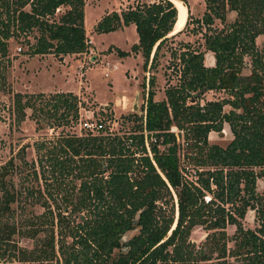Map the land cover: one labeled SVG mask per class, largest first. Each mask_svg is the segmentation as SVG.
Returning <instances> with one entry per match:
<instances>
[{"label":"trees","instance_id":"16d2710c","mask_svg":"<svg viewBox=\"0 0 264 264\" xmlns=\"http://www.w3.org/2000/svg\"><path fill=\"white\" fill-rule=\"evenodd\" d=\"M179 1L187 8L185 25L189 8L186 0ZM203 1L192 29L205 26L202 44L213 63L206 65L203 51L186 42L170 47L175 81L155 99L154 76H148L143 108L123 114L134 121L129 131L82 130L35 139L36 158L24 176L41 179L44 195L31 184L22 190L14 184L15 168L28 165L22 148L0 164V258L12 234L38 232L7 222L20 196L31 199L23 206L42 205V222L56 227L55 240L49 230L31 248L12 244L6 264L14 259L17 264H264V188H255L256 179H264V0ZM83 5L84 0H0V56L7 55L9 39L20 35L28 55L52 53L61 60L85 51ZM227 11L234 12L230 21H225ZM175 17L171 0L136 1L105 11L92 29L133 24L136 42L130 50L115 48L116 53L139 51L148 70L157 66L167 37L183 29L172 33ZM215 18L220 28H211ZM30 33L33 41L24 38ZM258 35L263 36L259 48ZM244 55L250 58L247 73L241 71ZM209 89L226 96L200 102ZM43 97L42 92L13 93L15 118L29 107L37 125L77 120L75 93ZM223 122L230 139L224 145L209 142L208 132L219 131ZM247 209H253V227L242 223ZM196 225L205 232L199 244L189 239ZM227 225L233 226L230 234Z\"/></svg>","mask_w":264,"mask_h":264},{"label":"rangeland","instance_id":"374dc122","mask_svg":"<svg viewBox=\"0 0 264 264\" xmlns=\"http://www.w3.org/2000/svg\"><path fill=\"white\" fill-rule=\"evenodd\" d=\"M136 1L144 0H84L83 24L86 33L85 37H89L91 43L87 44L88 49L85 51L75 55L65 54L62 60L30 58L31 55L24 53L26 43L23 36L20 35L19 38L9 39L7 55L0 56V164L10 155H14L16 151L21 154L22 148L24 159L28 165L24 166L25 169L15 168L12 174L14 184L20 190H22V186H29L31 184L34 188H39L41 194H45L43 189L44 183L41 179L36 180L31 175L24 176L26 171L30 172L29 161L36 158L32 142L35 139L51 137L57 133L78 131V125L76 121L56 126L40 121L37 125L32 116V110L29 107L24 108V115L20 120H17L12 111L13 93L42 92L43 98L46 99L49 97V94L55 91H71L80 99L83 107L91 110L94 116H97V114L104 117L108 116L107 118L113 119H108L111 123L116 120V123L111 124V126L113 128L116 126L114 130L122 133L129 131L134 124V121L125 119L123 114H130L133 111L139 113L143 108L147 78L150 74L154 76L153 98L155 99L162 98L164 96V86L175 81L176 74L171 70V64H169L172 61H170V47L179 48V46H182L186 42L187 47H197L203 51V62L206 65L213 63L212 52L206 50L202 44V32L205 26L202 24L201 28H198L196 32H193L192 29L196 26L194 19L199 17L204 10L203 0H186L190 18H188L187 23L181 31L167 37L166 42L160 49L161 55L158 57V63L155 68L145 70L142 67L143 58L139 51L119 56L115 48L130 50L131 44L137 40L133 24L130 23L113 30L101 32L93 31L92 26L97 17L105 11L110 9L118 10L127 5L134 4ZM61 8L63 7L57 8L56 11H61ZM233 17L234 12L227 11L225 21H230ZM210 26L211 28H220L222 22L215 18ZM24 38L33 41L31 33ZM262 40V35L256 36L255 42L258 48ZM18 46H20L19 49L17 48ZM243 59L245 66L241 71L247 73L250 67V58L248 55H244ZM103 60L117 61L118 68L114 72L110 71L107 76H104L103 68L101 67L105 65L103 64ZM79 65L82 67L79 68ZM142 82H144V85ZM222 96H226L224 91L209 89L201 94L199 101L203 102L204 100ZM117 99L118 103H115ZM133 102L136 103L135 109L132 108ZM101 104L105 105L102 107ZM102 108L105 111H102ZM230 137L231 132L226 122H223L222 128L219 131L210 130L208 132V141L216 142L220 145H224ZM177 140L179 143H182L181 138H177ZM15 160L17 162V158ZM69 185L70 183H67L65 186L69 187ZM255 188L257 191H261L264 188L263 178L259 177L256 179ZM30 200V197L24 198L20 196L19 203L12 204L13 215L7 222H13L16 227L25 230L37 228L38 232L34 237L22 236L17 232L12 234V239L7 246V250L4 252V256L0 258V264H6L10 260L9 257L12 258L14 252V249L12 250L13 252L10 251L13 247L12 244L31 248L36 244V240L48 237L50 234L49 230L52 231L54 240L56 239L55 225L53 224L51 227L48 222H42L46 215V212L43 211V206L38 202L23 206V204L28 203ZM36 215H38L37 220L38 218L40 219L38 223L34 217ZM242 223L244 226H255L253 209H247ZM232 230L233 226L227 225L226 232L230 234ZM130 233L131 231L127 232L125 236H128ZM204 233L202 227L196 225L191 229L189 239L195 244H199ZM12 262L14 264L18 263L15 259ZM213 262L202 260L198 261L197 264H213Z\"/></svg>","mask_w":264,"mask_h":264},{"label":"built area","instance_id":"2783aa9c","mask_svg":"<svg viewBox=\"0 0 264 264\" xmlns=\"http://www.w3.org/2000/svg\"><path fill=\"white\" fill-rule=\"evenodd\" d=\"M85 43L89 44L91 43V39L89 37L85 38ZM18 49L20 48V46L17 47ZM88 49V47H87ZM103 66H101L103 68V75L107 76L108 73L113 70L116 69L117 67V62H113V61H108V60H103ZM82 67L79 65V68ZM77 112H78V116H77V125H78V131H74L73 133L75 134H80L82 130H85L89 133H97L99 130H103L104 132H108L110 134H113L114 132H117L115 129V127L113 128V126H111V124L113 125V123H116V120H114L113 123H111V121H109L110 119L113 120L112 118H107L104 117L103 115H99L97 114V116H94V114L92 113L91 110L85 109L82 105V102L80 101V99H78L77 101ZM104 105L102 104V107ZM102 111H105L104 108H102ZM109 119V120H108ZM172 130H174V127H171ZM143 133L145 134L146 131L143 130ZM144 145L146 147V151L148 154H150L149 152V148H148V144L147 141H144Z\"/></svg>","mask_w":264,"mask_h":264},{"label":"bare ground","instance_id":"6f19581e","mask_svg":"<svg viewBox=\"0 0 264 264\" xmlns=\"http://www.w3.org/2000/svg\"><path fill=\"white\" fill-rule=\"evenodd\" d=\"M172 2L174 3V5L177 8L176 23L174 25L173 32H172V33H174L183 27V25L185 23L186 16H187V8L184 5V3L179 1V0H172Z\"/></svg>","mask_w":264,"mask_h":264},{"label":"crops","instance_id":"0c3cea01","mask_svg":"<svg viewBox=\"0 0 264 264\" xmlns=\"http://www.w3.org/2000/svg\"><path fill=\"white\" fill-rule=\"evenodd\" d=\"M61 7V6H60ZM62 9V8H61ZM101 16V15H100ZM100 16H98L97 17V19L100 17ZM96 19V20H97ZM95 20V21H96ZM94 21V22H95ZM64 56V55H63ZM63 56H62V58H63ZM32 57H36L37 59H45V58H49V59H54V60H56L57 58L52 54V53H43V54H34V55H31L30 56V58H32ZM62 58H61V60H62ZM58 62V61H57ZM115 62H117V61H115ZM118 68V64H117V67H116V69ZM115 69V70H116ZM113 72H114V70H113ZM58 90H62V89H58ZM64 91V90H63ZM115 103H118V99L116 100V102ZM102 105V104H101ZM103 105H105V104H103ZM108 105V104H107ZM124 105V104H123ZM123 107V106H122ZM111 108L113 109V106L111 105Z\"/></svg>","mask_w":264,"mask_h":264},{"label":"water","instance_id":"95a60500","mask_svg":"<svg viewBox=\"0 0 264 264\" xmlns=\"http://www.w3.org/2000/svg\"><path fill=\"white\" fill-rule=\"evenodd\" d=\"M172 1V0H171ZM175 20H176V17H175ZM175 22V21H174ZM136 98V97H135ZM132 108L133 109H135L136 108V103L135 102H133V104H132Z\"/></svg>","mask_w":264,"mask_h":264}]
</instances>
